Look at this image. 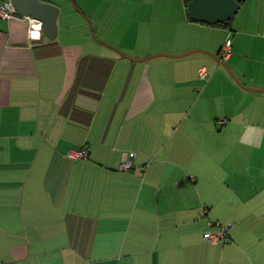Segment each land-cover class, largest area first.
I'll use <instances>...</instances> for the list:
<instances>
[{"label": "crops", "instance_id": "obj_1", "mask_svg": "<svg viewBox=\"0 0 264 264\" xmlns=\"http://www.w3.org/2000/svg\"><path fill=\"white\" fill-rule=\"evenodd\" d=\"M171 1L173 18L92 1L102 39L138 60L0 18V264H264V92L248 89H264V0L213 25L187 0L147 4ZM193 50L209 53L157 55Z\"/></svg>", "mask_w": 264, "mask_h": 264}, {"label": "water", "instance_id": "obj_2", "mask_svg": "<svg viewBox=\"0 0 264 264\" xmlns=\"http://www.w3.org/2000/svg\"><path fill=\"white\" fill-rule=\"evenodd\" d=\"M244 0H189L187 4V11L193 20L206 22L208 24H216L229 21L235 17L240 9V4ZM13 5L19 14L25 17H31L41 22L42 32L49 40H54L58 36V18L60 15V8L49 1L44 0H12ZM78 12H80L89 22L90 31L94 38L95 27L93 26L90 18L84 14V12L75 5ZM104 45H108L105 42L100 41ZM109 46V45H108ZM111 47V46H109ZM112 49L118 51L114 47ZM195 52H205V50H193L179 55L157 54L170 57L186 56ZM127 58L138 60V58H132L126 54L121 53ZM220 60V59H218ZM221 63L223 61H220ZM233 75V74H232ZM234 76V75H233ZM235 77V76H234ZM248 88V87H246ZM258 92H264V89L248 88Z\"/></svg>", "mask_w": 264, "mask_h": 264}, {"label": "rangeland", "instance_id": "obj_3", "mask_svg": "<svg viewBox=\"0 0 264 264\" xmlns=\"http://www.w3.org/2000/svg\"><path fill=\"white\" fill-rule=\"evenodd\" d=\"M44 1H49L53 4H56L59 8H60V15L58 18V36L57 39H63V40H67L68 42L71 43H85L84 39L86 38L89 42H91V48L92 44H97V46H99L100 48L101 45H99V43L105 42L106 44H108L111 47H114L117 50H120L119 48H117L116 46L110 44L109 42H106L105 40L102 39L103 37V33L102 30L97 31L96 30V24H95V20L94 18L91 16V10H94V7L96 8L97 6V2H95L94 4L92 3L93 0H44ZM97 1V0H95ZM137 1V0H135ZM145 2V9H141L139 10V13L137 14V17L139 16H143L145 18L148 17H163V16H170V17H176L178 16V9L177 6L175 4V1H171V4L169 6L167 5H154V4H147L148 2H150L151 0H141ZM93 4V6H92ZM78 6L79 9H81L84 14H86L92 24L95 27V35L96 38H94L91 34L90 31V26H89V22L87 21V19L80 13L78 12L77 8L75 7ZM128 10H123V15L124 16V20L127 23H131V20L134 17V14L136 9L132 8L131 3H128ZM113 20V19H112ZM115 20L111 21L110 27H114V24H112V22H114ZM122 23V22H121ZM124 23V22H123ZM120 26L116 25V31H118ZM134 25L131 26V28H133ZM123 29H124V25H123ZM114 31H112L111 33V40H114ZM147 36L144 34V36H142L143 38ZM104 38V37H103ZM131 35L127 36V39L125 40V42H129L131 43ZM146 39V37H145ZM86 44V43H85ZM106 45V46H108ZM108 46V47H109ZM97 47V48H99ZM109 47V48H111ZM87 49V48H86ZM122 51V50H121Z\"/></svg>", "mask_w": 264, "mask_h": 264}, {"label": "built area", "instance_id": "obj_4", "mask_svg": "<svg viewBox=\"0 0 264 264\" xmlns=\"http://www.w3.org/2000/svg\"><path fill=\"white\" fill-rule=\"evenodd\" d=\"M0 18L6 20H14V19H28L30 20V28L28 31V35L33 39H40L43 32L41 28V22L33 19L31 17H25L18 13L15 6L12 3V0H0ZM232 51V42L230 39L226 40L221 49L220 60L225 62L228 60ZM199 75L201 78H206L207 71L205 68L199 69ZM225 123V121H221ZM88 156V146H83L82 149L72 151L69 153V157L71 158H87ZM135 157V153H129L126 158L121 163V168L125 170H130L132 167V162ZM207 226L210 228L205 234V238L207 241L217 244L222 241H227L228 231L230 230V225H222L218 222H214L212 220L207 221Z\"/></svg>", "mask_w": 264, "mask_h": 264}, {"label": "trees", "instance_id": "obj_5", "mask_svg": "<svg viewBox=\"0 0 264 264\" xmlns=\"http://www.w3.org/2000/svg\"><path fill=\"white\" fill-rule=\"evenodd\" d=\"M187 2H189V0H187ZM226 22H228V21H226ZM224 23V22H223Z\"/></svg>", "mask_w": 264, "mask_h": 264}]
</instances>
